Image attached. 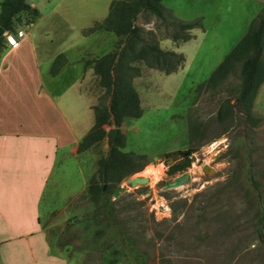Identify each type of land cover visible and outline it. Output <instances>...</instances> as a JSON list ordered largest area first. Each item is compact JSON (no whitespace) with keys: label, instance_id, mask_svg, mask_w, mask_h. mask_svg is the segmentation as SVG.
Wrapping results in <instances>:
<instances>
[{"label":"rangeland","instance_id":"obj_1","mask_svg":"<svg viewBox=\"0 0 264 264\" xmlns=\"http://www.w3.org/2000/svg\"><path fill=\"white\" fill-rule=\"evenodd\" d=\"M109 1L27 0L37 13L30 17L20 12L13 18L11 34L23 31L18 45L5 44L1 34L0 67L10 68L0 73V128L21 131L30 127L29 122L39 121V129L48 133L55 128L56 115L48 90L58 91L71 81L61 89L57 103L66 104L68 113L73 111L69 122L76 132L90 128L93 118L87 104L96 103L103 91L83 61L115 48L117 36L105 30L82 35L81 30L104 17ZM161 4L167 9L165 22L140 12L135 23L142 36L156 38L159 48L181 52L184 63L170 73L139 63L140 72L132 84L141 114L125 117L117 126L124 135L122 150L144 154L146 164L116 182L103 180L96 172V160L107 151L105 135L76 156L58 143L55 165L35 212L45 224L50 246L68 259H80V264H133L113 237L107 238L110 243H100L107 232L103 204L148 264H264V80L256 90L248 119L236 104L231 116L216 117L222 98L235 103L236 74L228 75L215 89L198 88L246 31L250 20L264 12V0H161ZM174 16L195 19L200 26L189 30L188 39L173 42L169 19ZM58 52L66 55L68 68L53 76L48 72L49 60ZM262 57L264 60V44ZM39 74L40 99L31 104L22 97L34 86L29 81ZM193 125L197 129L191 132ZM111 126L103 125L105 129ZM185 157L191 161L182 167ZM159 165L163 171L155 182L149 174ZM176 165L179 167L169 169ZM248 170L257 182L260 199ZM182 172L190 177L176 187H163ZM86 175L83 189L68 200L81 186L80 177ZM92 175L103 186L102 195L86 192ZM32 207L20 210L16 223L10 222L15 223L12 229L3 230L0 236L13 240L14 235L34 228L37 219ZM68 227L77 238L68 235L61 243L58 237ZM96 229L104 231L102 238ZM16 239L12 252L21 257L26 250L19 242L21 236ZM8 249L0 243V264L11 254Z\"/></svg>","mask_w":264,"mask_h":264},{"label":"trees","instance_id":"obj_2","mask_svg":"<svg viewBox=\"0 0 264 264\" xmlns=\"http://www.w3.org/2000/svg\"><path fill=\"white\" fill-rule=\"evenodd\" d=\"M166 10L161 0H110L104 17L81 30L82 35L105 30L117 36L115 48L83 61V66L91 68L97 85L103 92L98 101L90 105L93 121L88 131L78 141L76 151L88 149L101 140L106 132L103 125H113L117 128L113 143L107 148L106 153L96 160V172L103 180L116 182L122 176L138 171L146 164L144 154L122 150L124 135L117 127L123 118L137 117L141 114L139 97L132 84L133 77L139 75V63L163 73L173 72L184 63L181 52L159 48L156 38L153 35L142 36L140 27L135 23L140 12H146L164 21ZM20 12H26L32 17L36 15L37 10L27 0H0V27L11 31L13 18ZM169 23L173 27L169 33L170 38L176 43L188 39L192 27L200 26L195 19L183 20L175 16L169 19ZM169 23L167 21L165 24ZM263 44L264 12H259L250 20L246 31L223 55L207 78L199 83L198 88L215 89L228 75H237L239 80L233 93L235 103L230 102L228 97L222 98L216 110L218 119L231 116L235 104L239 105L244 118H251L252 101L257 88L264 80ZM2 46L0 35V50ZM66 61L65 54L58 52L49 65V73L55 75ZM195 129L197 127L193 125L191 132ZM247 172L256 198L260 199L257 182L252 180L249 170ZM86 192L92 196L105 193L103 186L96 183L93 175L89 178ZM102 207L107 232L102 238L104 231L96 229V235L102 238L100 243H110L107 242V238L111 236L125 248L133 264H148L145 255L133 246L129 236L115 223L108 205L103 204ZM261 218L263 220L264 216L261 215ZM76 234L73 228L68 227L62 231L58 239L62 243L67 240L68 235L69 239L74 236L77 238Z\"/></svg>","mask_w":264,"mask_h":264},{"label":"crops","instance_id":"obj_3","mask_svg":"<svg viewBox=\"0 0 264 264\" xmlns=\"http://www.w3.org/2000/svg\"><path fill=\"white\" fill-rule=\"evenodd\" d=\"M52 59L49 60V65ZM68 63L69 60L67 59L66 63H64L53 76H58L67 69ZM9 68L10 66L3 67L1 65L0 73ZM82 68L81 63L80 73H82ZM35 80L29 81L31 86H34L33 88L31 87L32 89L25 92L22 97L24 101L31 104H35V101L40 99V74ZM2 83L3 82L0 81V84ZM72 83L73 81L70 83H63L65 85L61 89L69 87ZM61 89L58 91L54 90L53 92L48 90L51 95L49 98L47 97L52 101V106H54L53 108L56 113L54 124L61 125L59 128H56V126L52 124L55 128L49 130L48 133H46V131L42 132L39 129L38 125H40V123L37 120L38 123L31 121L28 123L30 127L21 131H6L0 128V233L3 230L12 229L16 223V217L20 210H24L27 206H33L34 217L37 219V221L34 222V228L20 235L22 241L19 242L26 250L24 251L25 254L21 257L15 256L12 252L13 246L16 245L15 239L20 236L14 235L16 238L13 240H6L0 236V243H5L9 247V253H11L3 257L5 264H80L81 262L80 259L75 261L68 259V257H64L62 252L50 246L52 242L46 235L45 224L40 222L39 216L36 214L37 212H35L36 202L39 201L43 188L55 165L56 151L59 146L58 143L63 146L66 145L67 152L71 153L73 156L83 154L91 148L89 147L80 152L76 151L78 141L88 131V128L83 132H76L74 130L72 123L69 122V118H74L73 111L70 110L68 113L66 104L59 105L57 103ZM0 97H2V91H0ZM90 104L91 103L87 104L89 108ZM36 114L33 113V115ZM35 125H37V127ZM79 170V166H77V171ZM80 178L82 180L81 186L71 192L68 196V200L75 197L83 189L82 186L88 179L87 175L81 176ZM60 209H62V207L56 211ZM8 217L14 218L9 219ZM11 221L15 223H10Z\"/></svg>","mask_w":264,"mask_h":264},{"label":"water","instance_id":"obj_4","mask_svg":"<svg viewBox=\"0 0 264 264\" xmlns=\"http://www.w3.org/2000/svg\"><path fill=\"white\" fill-rule=\"evenodd\" d=\"M2 31H3V29L0 27V35L2 34ZM116 132H117V128L115 126H111V127H108L106 129L105 142H106L107 147H109L113 143L115 136H116ZM190 159H191V157H185V159L181 163V166L186 167V165H189L190 161H191ZM178 167H179V165H176L174 167H169V169L172 170V169L178 168ZM137 178H140L141 180L146 179L145 177H137ZM188 178H189V174L187 172L178 173V175H176L174 178H172L169 181H166L164 183L163 187L164 188H171L172 186L177 185L180 182H182ZM131 179L132 178H130V182L133 183ZM113 193L116 194V190H114Z\"/></svg>","mask_w":264,"mask_h":264},{"label":"built area","instance_id":"obj_5","mask_svg":"<svg viewBox=\"0 0 264 264\" xmlns=\"http://www.w3.org/2000/svg\"><path fill=\"white\" fill-rule=\"evenodd\" d=\"M15 35L16 36H13L11 34V31L3 30L2 36H3V39H4V43L9 45L10 47H16L18 45L17 38L21 37L23 35L22 29L15 30Z\"/></svg>","mask_w":264,"mask_h":264},{"label":"bare ground","instance_id":"obj_6","mask_svg":"<svg viewBox=\"0 0 264 264\" xmlns=\"http://www.w3.org/2000/svg\"><path fill=\"white\" fill-rule=\"evenodd\" d=\"M210 160V159H209ZM163 171V168L159 165V166H157V167H155L154 169H152L151 171H150V174H149V176H150V178L153 180V181H155V182H157V179H158V175L160 174V172H162ZM189 174V173H188ZM147 177V176H146ZM190 177V176H189ZM183 182V181H182ZM182 182H180V183H182ZM180 183L179 184H177V185H174V186H172V187H176V186H178V185H180ZM171 184V183H170Z\"/></svg>","mask_w":264,"mask_h":264}]
</instances>
